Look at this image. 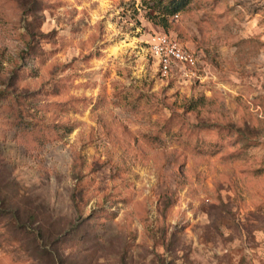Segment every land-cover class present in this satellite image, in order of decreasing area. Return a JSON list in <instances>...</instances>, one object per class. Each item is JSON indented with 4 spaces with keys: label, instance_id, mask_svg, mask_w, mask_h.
I'll return each instance as SVG.
<instances>
[{
    "label": "rangeland",
    "instance_id": "rangeland-1",
    "mask_svg": "<svg viewBox=\"0 0 264 264\" xmlns=\"http://www.w3.org/2000/svg\"><path fill=\"white\" fill-rule=\"evenodd\" d=\"M151 4L0 0V264H264V0ZM163 32L208 73L162 77Z\"/></svg>",
    "mask_w": 264,
    "mask_h": 264
},
{
    "label": "built area",
    "instance_id": "built-area-1",
    "mask_svg": "<svg viewBox=\"0 0 264 264\" xmlns=\"http://www.w3.org/2000/svg\"><path fill=\"white\" fill-rule=\"evenodd\" d=\"M177 14L173 17L177 18ZM148 51L157 61L162 77L179 75L182 78L198 79L208 73V67L196 54L168 33H155L147 39Z\"/></svg>",
    "mask_w": 264,
    "mask_h": 264
},
{
    "label": "trees",
    "instance_id": "trees-1",
    "mask_svg": "<svg viewBox=\"0 0 264 264\" xmlns=\"http://www.w3.org/2000/svg\"><path fill=\"white\" fill-rule=\"evenodd\" d=\"M152 4L149 6L150 12L148 18L154 24L163 28L171 26L172 18L175 14L182 11L188 4V0H150ZM39 57V56H38ZM46 55H44V58ZM17 95V96H14ZM11 114L19 120L18 128L24 133H32L34 139L43 141L45 140L44 131H38L39 125L48 127V131H53L56 134V124H42L41 121L35 120L33 114V100L32 96H24L22 94H11ZM15 123L14 121H10ZM17 124V123H15ZM57 137V134H56ZM219 148L212 147L208 150L209 153H216ZM3 216V214H0Z\"/></svg>",
    "mask_w": 264,
    "mask_h": 264
}]
</instances>
